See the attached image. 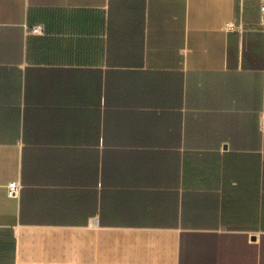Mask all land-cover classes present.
I'll list each match as a JSON object with an SVG mask.
<instances>
[{
	"label": "crops",
	"instance_id": "obj_1",
	"mask_svg": "<svg viewBox=\"0 0 264 264\" xmlns=\"http://www.w3.org/2000/svg\"><path fill=\"white\" fill-rule=\"evenodd\" d=\"M0 264H264V0H0Z\"/></svg>",
	"mask_w": 264,
	"mask_h": 264
},
{
	"label": "built area",
	"instance_id": "obj_2",
	"mask_svg": "<svg viewBox=\"0 0 264 264\" xmlns=\"http://www.w3.org/2000/svg\"><path fill=\"white\" fill-rule=\"evenodd\" d=\"M31 32L42 33L43 28L41 25L34 26L31 30ZM20 188H21V185L18 181L10 182L7 186L8 195L9 196H17Z\"/></svg>",
	"mask_w": 264,
	"mask_h": 264
}]
</instances>
